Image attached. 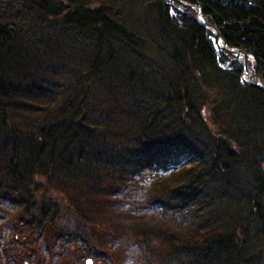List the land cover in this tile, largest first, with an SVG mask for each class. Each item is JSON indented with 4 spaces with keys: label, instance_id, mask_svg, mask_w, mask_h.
<instances>
[{
    "label": "trees",
    "instance_id": "16d2710c",
    "mask_svg": "<svg viewBox=\"0 0 264 264\" xmlns=\"http://www.w3.org/2000/svg\"><path fill=\"white\" fill-rule=\"evenodd\" d=\"M131 1L0 0V264H264V90L178 1L136 30ZM211 1L264 82V0Z\"/></svg>",
    "mask_w": 264,
    "mask_h": 264
},
{
    "label": "flooded vegetation",
    "instance_id": "af4514ba",
    "mask_svg": "<svg viewBox=\"0 0 264 264\" xmlns=\"http://www.w3.org/2000/svg\"><path fill=\"white\" fill-rule=\"evenodd\" d=\"M170 1H174V2L178 1L182 7V9H179V10H181V15L190 18L192 22L196 21V23L198 25H200L201 27L203 26L204 23L211 27V29L207 28V27L203 28V30L205 32L204 34L206 37V38L205 37L204 38L207 41L208 40L210 41V43L212 44L216 53H217V49H219L220 46H223V44H225L226 50L219 53V58L220 57L225 58V62L223 64L220 63L223 66V68H229L231 66V64L233 63V61L241 59L245 55H249L238 47H234V46L227 47V44H226V42H225V40L221 34V31H220L221 29L220 30L218 29L220 27V24H227V22L224 21L223 18H221V16L216 13L215 8H218V6H217L215 1L210 0V4H207V5L203 4L201 1H194V2L193 1L183 2L180 0H170ZM175 9H178V8L174 7V9H172V10L175 11ZM202 10H206L205 17H204ZM197 13L201 14V18L197 15ZM213 29L218 31V33L220 34V38H218L215 35V32ZM228 50L235 51L237 54V57L235 55L230 56V55L224 54V53H229ZM249 86H251V85H249Z\"/></svg>",
    "mask_w": 264,
    "mask_h": 264
},
{
    "label": "rangeland",
    "instance_id": "374dc122",
    "mask_svg": "<svg viewBox=\"0 0 264 264\" xmlns=\"http://www.w3.org/2000/svg\"><path fill=\"white\" fill-rule=\"evenodd\" d=\"M163 1L164 2H170V1H165V0H163ZM144 4H145V2L141 1V0H134V1L126 3V7L129 9H132V11H133L134 20H133V26L131 28L134 30H136L137 28L140 27L139 16H141V14L143 12ZM144 7H146V5ZM138 35L144 37V39H147L148 33L139 32ZM137 41H139V40H137ZM144 65L146 66L145 63H144ZM146 181H148V178H146ZM147 184H142L141 180L139 179L137 185L142 186V185H147ZM121 197H124V200L128 202L127 204L125 202V205L122 208L123 211H130L131 213H136V214H141V212H146V210L150 214H154V213H157L159 211V208H157V206H150L149 207L150 204H148L147 201H143L141 203H138L136 191L134 189L127 188L123 192V194H121ZM7 230H8V228L4 227V231L6 232ZM11 239H12L11 234H9L5 237L3 234V237L0 239V242L2 245H4L5 243L9 242ZM129 244H130V241H124L123 242L125 249ZM127 254H128V256L126 257L125 264H141L142 261H144L143 256H140V253L138 250H129V251H127ZM3 255H5V253H3Z\"/></svg>",
    "mask_w": 264,
    "mask_h": 264
},
{
    "label": "water",
    "instance_id": "95a60500",
    "mask_svg": "<svg viewBox=\"0 0 264 264\" xmlns=\"http://www.w3.org/2000/svg\"><path fill=\"white\" fill-rule=\"evenodd\" d=\"M205 24V23H204ZM226 50V46L225 44H223V46L218 50L217 55H219L220 52H223ZM230 56H234L232 53H224ZM243 60V74H242V78L245 80V82L248 85H251L253 87H256L258 89H262L264 90V82L260 81V80H247V78H250L252 76V72L249 71V67H248V63L250 62L252 64V56L250 55H245L241 58ZM238 59V60H241Z\"/></svg>",
    "mask_w": 264,
    "mask_h": 264
},
{
    "label": "bare ground",
    "instance_id": "6f19581e",
    "mask_svg": "<svg viewBox=\"0 0 264 264\" xmlns=\"http://www.w3.org/2000/svg\"><path fill=\"white\" fill-rule=\"evenodd\" d=\"M165 1H170V0H165ZM181 1V0H180ZM172 2V3H171ZM173 2L174 1H170V3L171 4H173ZM208 9V8H207ZM197 15L201 18V14L200 13H197ZM203 28H205V27H207V28H210L211 29V27L209 26V25H207V24H203V26H202ZM214 30V32H215V35L218 37V38H220V34L218 33V31H216L215 29H213ZM215 50V49H214ZM228 52L229 53H232L233 55H235L236 57H237V54H236V52L235 51H233V50H228ZM217 57H219V55L217 56ZM219 63V62H218ZM219 65V67H221V68H223V66L219 63L218 64ZM234 66V65H233Z\"/></svg>",
    "mask_w": 264,
    "mask_h": 264
}]
</instances>
